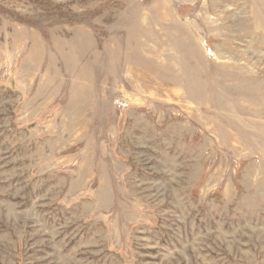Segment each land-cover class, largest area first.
Masks as SVG:
<instances>
[{
    "label": "rangeland",
    "instance_id": "rangeland-1",
    "mask_svg": "<svg viewBox=\"0 0 264 264\" xmlns=\"http://www.w3.org/2000/svg\"><path fill=\"white\" fill-rule=\"evenodd\" d=\"M0 264H264V0H0Z\"/></svg>",
    "mask_w": 264,
    "mask_h": 264
}]
</instances>
